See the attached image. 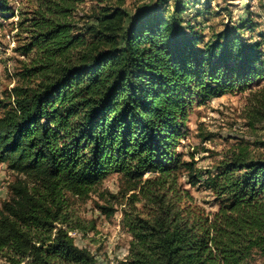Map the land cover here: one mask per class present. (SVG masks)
Returning <instances> with one entry per match:
<instances>
[{"label":"trees","instance_id":"trees-1","mask_svg":"<svg viewBox=\"0 0 264 264\" xmlns=\"http://www.w3.org/2000/svg\"><path fill=\"white\" fill-rule=\"evenodd\" d=\"M33 1L18 14L26 62L0 99V164L15 175L0 262L99 264L70 235L80 229L71 198L96 194L106 217L121 207L126 264H264V156L223 157L203 184L218 202L208 213L190 190L201 185L196 152L179 151L194 105L264 79L262 44L227 25L203 42L184 27L183 0L134 16L124 0ZM86 1L102 6L78 27ZM5 14L15 9L0 0ZM112 175L117 194L101 189Z\"/></svg>","mask_w":264,"mask_h":264},{"label":"rangeland","instance_id":"rangeland-1","mask_svg":"<svg viewBox=\"0 0 264 264\" xmlns=\"http://www.w3.org/2000/svg\"><path fill=\"white\" fill-rule=\"evenodd\" d=\"M159 2L165 15L172 13L173 0ZM118 0H110L112 5ZM185 12L179 14L184 27H190L203 42L224 29V26L242 28L243 38L250 44L260 42L264 52V0H183ZM156 0H124L122 9L134 16L144 8L154 6ZM15 14L0 16V99L19 82L18 72L26 58L19 48L26 43V34L18 28V14L29 12L33 0H9ZM102 6L86 1L77 11L78 27L97 16ZM187 134L181 140L179 151L196 152V169L201 185L190 188L198 205L208 213L218 209L214 195L204 188L205 179L217 172L219 162L233 149L245 147L254 157L264 156V79L252 82L243 91H234L215 98L203 105H194L186 123ZM15 180L4 164H0V207L11 194L9 186ZM186 182V178H183ZM102 191L117 194L119 182L110 176ZM74 214L79 218V230L71 232L79 247L87 248L99 264H126L131 237L122 226L121 207L115 206L108 218L98 208L104 202L91 194L87 199L71 198ZM0 264H2L0 262Z\"/></svg>","mask_w":264,"mask_h":264}]
</instances>
